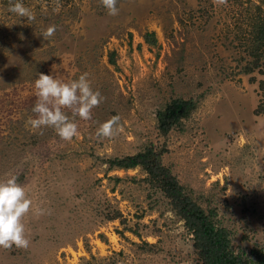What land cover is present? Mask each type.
<instances>
[{"label": "rangeland", "instance_id": "1", "mask_svg": "<svg viewBox=\"0 0 264 264\" xmlns=\"http://www.w3.org/2000/svg\"><path fill=\"white\" fill-rule=\"evenodd\" d=\"M257 19L264 0H0V264H197L144 172L108 167L147 146L264 264ZM171 99L195 109L160 136Z\"/></svg>", "mask_w": 264, "mask_h": 264}, {"label": "trees", "instance_id": "2", "mask_svg": "<svg viewBox=\"0 0 264 264\" xmlns=\"http://www.w3.org/2000/svg\"><path fill=\"white\" fill-rule=\"evenodd\" d=\"M251 38L259 47H264V19L254 20L251 24ZM154 35L145 33L143 41L147 45L155 44ZM112 63V60H109ZM195 109L191 99H171L163 109L155 114L156 129L160 136H166L181 120L187 119ZM160 153L151 146L141 152L108 160V167L118 170L141 169L145 181L159 190L168 201L171 210L182 221L184 229L191 236L192 248L197 257V264H245L242 258L232 253L228 233L214 223V212L202 208L184 194L176 178L160 162ZM114 212L110 219H115ZM259 262L264 263L262 257Z\"/></svg>", "mask_w": 264, "mask_h": 264}]
</instances>
